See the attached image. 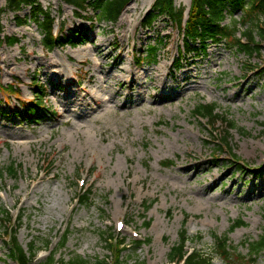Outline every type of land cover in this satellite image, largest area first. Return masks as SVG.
<instances>
[{
	"label": "rangeland",
	"instance_id": "374dc122",
	"mask_svg": "<svg viewBox=\"0 0 264 264\" xmlns=\"http://www.w3.org/2000/svg\"><path fill=\"white\" fill-rule=\"evenodd\" d=\"M154 1L133 0L110 24L90 10L78 17L61 0H39L55 19V34H84L83 45L52 52L34 21L18 24L16 16L25 19L30 9L14 14L1 1L2 36L19 42L0 48V207L8 214H0V264H16L7 246L15 230L31 264L44 263L50 252L56 263L75 256L114 261L109 238L124 240L122 264H169L184 230L187 252L225 264L215 255V235L227 236L242 256L245 242L262 235L264 50L247 58L210 45L206 55L181 54L182 34L170 21L143 29ZM174 5L186 19L191 0ZM244 31L239 26L237 37ZM153 46L157 62H140ZM32 83L45 96L35 120L21 114L34 98ZM98 97L107 111L96 110ZM199 104H214L234 124L220 154L214 135H223L226 124L197 119ZM167 161L173 165L165 167ZM87 193L89 201L78 204ZM144 205H151L147 212ZM238 220L244 226L231 231ZM250 264H264V251Z\"/></svg>",
	"mask_w": 264,
	"mask_h": 264
},
{
	"label": "trees",
	"instance_id": "16d2710c",
	"mask_svg": "<svg viewBox=\"0 0 264 264\" xmlns=\"http://www.w3.org/2000/svg\"><path fill=\"white\" fill-rule=\"evenodd\" d=\"M64 3L74 6L78 11L89 7L97 15L100 21L111 24L116 23L125 7L133 0H62ZM175 0H155L153 6L144 20V26L151 29L155 22L161 19H166L177 25L182 34V48L181 54H196L206 55L210 45H223L229 49H234L236 52L243 54L247 58L260 55L264 50V0H191L190 9L184 20L185 10L176 8ZM6 10L13 13H19L23 8L30 9V16L25 20L16 16L18 24L26 23V20L34 21L38 26L42 36L43 45L48 51H52L55 47L61 45H69L75 47L84 44L83 32L81 29L74 30L69 36L54 34V19L51 17L49 11L43 9L38 0H5ZM1 7L0 0V47L3 44L8 46L15 45L18 40L15 38H2L1 17L4 12ZM239 11L240 15L236 16ZM76 14L78 16L79 13ZM239 26L245 27V31L241 34L242 37H237ZM159 46L147 47L146 60L148 64H155L158 59ZM178 63V62H177ZM41 87V86H40ZM37 84L33 86L34 100L24 104L23 110L26 116L34 119L39 116V112L44 109L42 99L45 97ZM214 104H199L195 107L194 114L197 119L205 120L208 126L214 123L226 124V130L223 135L215 133L217 143L220 148H216L218 154L222 153L224 148H229V131L234 130V124L227 122L220 117ZM223 148V150H222ZM233 158V157H232ZM236 162V161H234ZM237 163V162H236ZM165 167L173 165L171 161L165 162ZM242 169V167L238 166ZM9 175L15 177L17 169L14 165L8 168ZM89 201V194L81 197L80 203L84 204ZM151 205H144V211H148ZM3 211V210H2ZM0 214L6 215L7 212ZM244 226V222L238 220L235 222L231 231ZM148 227V224H146ZM66 236L63 237L61 247L66 243ZM111 239V238H109ZM214 252L215 255L224 261L225 264H250L254 263L259 257L260 253L264 251V227L263 233L253 242L247 241L244 246L247 249V255L239 254L237 248L230 246L227 236H214ZM110 241V240H109ZM188 237L185 230L179 235V242L177 246L171 249L168 262L170 264H213V258L203 256L198 252L193 251L189 253L186 251V243ZM110 243V242H109ZM149 243V241H148ZM118 244V245H117ZM116 247L108 245L109 252H114L116 258L114 261L109 259L95 260L94 262L85 260L80 256H75L68 261L61 260L55 262L53 255L42 264H122L120 259L121 251L124 247V241L120 240ZM136 244H141L136 242ZM9 249V259L16 264H31V260L26 256V253L21 248L16 240V230L9 233V242L7 243ZM121 247L122 249H119ZM36 252L31 248L30 258L33 259Z\"/></svg>",
	"mask_w": 264,
	"mask_h": 264
},
{
	"label": "bare ground",
	"instance_id": "6f19581e",
	"mask_svg": "<svg viewBox=\"0 0 264 264\" xmlns=\"http://www.w3.org/2000/svg\"><path fill=\"white\" fill-rule=\"evenodd\" d=\"M96 66L98 67V68H100V64H98V63H96ZM129 70H131V69H129ZM109 79H110V77H109ZM161 79V78H160ZM160 79H158V81H157V83H158V85L159 86H161L162 87V84H163V82L160 80ZM105 82V81H104ZM136 83L134 82V81H131V85H130V89L131 88H133V86L135 85ZM96 85L100 88V89H103V86L101 85V84H99V83H96ZM164 85V84H163ZM129 88V87H128ZM104 92V95H105V97H106V95L108 94L107 92L108 91H103ZM98 98H102V97H98ZM96 100H97V98H96ZM101 100V99H100ZM106 100H108V103L110 102V98H108V99H106ZM104 101V99L102 98V101H99V99H98V103H97V105H96V110L97 111H107V107H106V105H105V103L103 102ZM106 102V101H105ZM66 105L65 104H63V107H65ZM65 109H66V113L67 114H69V113H72V111L69 109V107H65ZM75 116L76 117H79L77 114H75ZM43 141V140H42Z\"/></svg>",
	"mask_w": 264,
	"mask_h": 264
}]
</instances>
